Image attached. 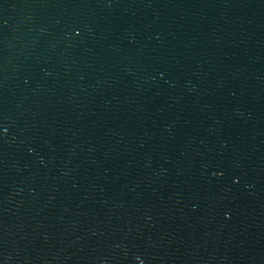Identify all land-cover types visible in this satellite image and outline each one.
<instances>
[{
    "label": "water",
    "instance_id": "95a60500",
    "mask_svg": "<svg viewBox=\"0 0 264 264\" xmlns=\"http://www.w3.org/2000/svg\"><path fill=\"white\" fill-rule=\"evenodd\" d=\"M0 264H264V0H0Z\"/></svg>",
    "mask_w": 264,
    "mask_h": 264
}]
</instances>
